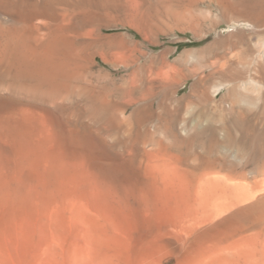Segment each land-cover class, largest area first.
<instances>
[{
	"label": "bare ground",
	"instance_id": "1",
	"mask_svg": "<svg viewBox=\"0 0 264 264\" xmlns=\"http://www.w3.org/2000/svg\"><path fill=\"white\" fill-rule=\"evenodd\" d=\"M241 2L208 1L257 16L256 42L199 65L149 53V0H0V264L19 237L64 262L264 264V0Z\"/></svg>",
	"mask_w": 264,
	"mask_h": 264
},
{
	"label": "rangeland",
	"instance_id": "2",
	"mask_svg": "<svg viewBox=\"0 0 264 264\" xmlns=\"http://www.w3.org/2000/svg\"><path fill=\"white\" fill-rule=\"evenodd\" d=\"M149 1V33L145 38L144 45L148 47L151 55H166L167 61L170 63L180 60L194 62L199 65L207 63L221 64L231 54L243 48L246 44V39H249L252 43L257 40L255 30L252 29L257 16H245L244 13V15L238 16V14L232 12L222 16L217 6L209 5V0ZM226 1L235 5H243L242 0ZM243 9L241 8L240 10L243 11ZM176 11H179V13ZM258 17L260 18V16ZM120 31L122 33L126 32V30ZM130 34L133 35L132 33ZM138 37H136V40L142 43L141 38ZM19 239V264H61V262L69 264L70 262L67 261L68 258L66 259L67 262H64L65 259H56L55 257L44 255L42 248H37L40 246L37 241L28 240V238L24 237H19ZM39 250L41 254L38 253ZM30 254L31 256L29 257ZM34 254H38L36 255L37 257ZM49 258L50 260H48ZM45 259L48 262L43 263ZM52 260H55V262H52ZM72 261L70 264H84L83 259L79 257L78 259L73 257Z\"/></svg>",
	"mask_w": 264,
	"mask_h": 264
}]
</instances>
